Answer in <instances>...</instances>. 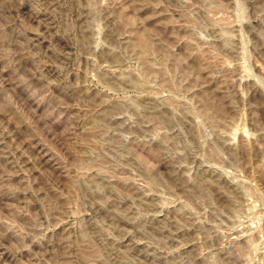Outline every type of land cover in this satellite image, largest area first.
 Returning a JSON list of instances; mask_svg holds the SVG:
<instances>
[{"label":"rangeland","instance_id":"rangeland-1","mask_svg":"<svg viewBox=\"0 0 264 264\" xmlns=\"http://www.w3.org/2000/svg\"><path fill=\"white\" fill-rule=\"evenodd\" d=\"M0 264H264V0H0Z\"/></svg>","mask_w":264,"mask_h":264}]
</instances>
